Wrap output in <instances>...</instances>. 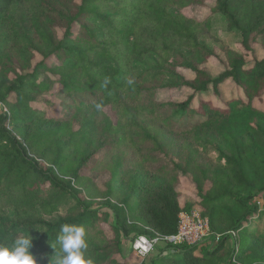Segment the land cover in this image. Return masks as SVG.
Instances as JSON below:
<instances>
[{
    "label": "trees",
    "instance_id": "1",
    "mask_svg": "<svg viewBox=\"0 0 264 264\" xmlns=\"http://www.w3.org/2000/svg\"><path fill=\"white\" fill-rule=\"evenodd\" d=\"M207 1L0 0V244L29 234L37 264H50L61 226L72 224L85 229L86 259L115 264L146 228L178 230L193 205L177 187L190 175L211 235L160 244L140 264H264V111L254 106L264 59H246L253 46L264 51V0ZM193 6L208 15L186 16ZM218 19L240 43L223 46V59L202 39ZM226 82L243 97L222 106L205 97L220 101ZM56 86L65 120L43 109ZM171 90L188 94L157 98ZM119 150L98 191L82 170Z\"/></svg>",
    "mask_w": 264,
    "mask_h": 264
},
{
    "label": "rangeland",
    "instance_id": "2",
    "mask_svg": "<svg viewBox=\"0 0 264 264\" xmlns=\"http://www.w3.org/2000/svg\"><path fill=\"white\" fill-rule=\"evenodd\" d=\"M79 1V0H77ZM207 6H211L212 2L210 0L207 1ZM184 14L188 17H196L199 20L204 19L209 12V7H198V6H193L186 8L184 11ZM204 42L212 49H214L220 58H224L222 48L223 46H227L233 50H237L240 48V43L238 41V36L237 34L234 33H229L226 29V24L223 20L218 19L216 21H213V24L210 28V31L208 34L204 35L203 38ZM254 47V53L251 55L249 53L246 54V59L247 61H251L253 58L257 59H264V51L259 47V46H253ZM219 59H211L210 63L207 65L208 70L210 73L215 76L219 74L222 71V65L219 63ZM50 64H55L54 60H51L49 62ZM187 77L191 78V74L187 71H183ZM221 90V100L217 101L215 97L205 96L211 98L214 102H216L218 105L222 106V103L226 100H230L236 97H243L242 92L239 89H236L235 86L231 82H226L225 84L221 85L220 87ZM188 94L187 91L184 90H171V91H161L158 92L157 98L160 101H167V100H181L183 99L186 95ZM48 99L53 101V105L50 107L43 106L44 111L48 109V113L50 116H54L57 119L60 120H65L68 116V112L65 107H60L59 102L61 99H63L62 95L60 94V88L56 86L52 92L51 95L47 96ZM254 106L259 109L264 111V97L260 100H255L254 101ZM4 109V108H2ZM5 110V109H4ZM112 118L113 115L110 112L109 109L105 110ZM17 115V114H15ZM121 150L117 152V156L114 157L113 154L108 155V158L104 159L103 158V163L97 166V171L92 172L90 170V167H92L95 162L97 161L98 158H101L104 153H99V156L96 155L91 162L89 163V166L85 167L82 170L83 175L85 176H90L93 178L94 183L97 185V190L98 191H104L105 190V183L109 180V172H104V168L109 163L111 160L114 158H117L120 154ZM113 157V158H112ZM112 158V159H111ZM216 158V153L213 151H210L206 154V160H213ZM202 159V157H201ZM223 163V161H221ZM120 177V174H119ZM149 183H153V179H149ZM120 184H116V187H119ZM178 192L180 194L181 200L193 205V208H191L189 211H199L200 206H199V201L200 198L197 193L196 185L191 179L190 175L187 176H180L179 178V184H178ZM101 201H104L103 197H98L96 198ZM257 202L259 203V207H261L264 210V199L263 198H257ZM69 205L68 202H64V204L61 207V210L59 214H64L65 213V208H67ZM137 207V202L134 203V208ZM110 235V234H109ZM217 237L215 238V241L213 244H216L218 240L220 239L219 235H216ZM219 237V239H217ZM128 244V242L125 243V245ZM157 253V250L154 251L151 256H148L149 258L154 256ZM124 254L126 255V259H121L118 257L117 261L115 264H140L142 262V259L139 258L138 256L135 255V253L132 251L131 253H127L126 250H124ZM149 258L147 260H149Z\"/></svg>",
    "mask_w": 264,
    "mask_h": 264
},
{
    "label": "clouds",
    "instance_id": "3",
    "mask_svg": "<svg viewBox=\"0 0 264 264\" xmlns=\"http://www.w3.org/2000/svg\"><path fill=\"white\" fill-rule=\"evenodd\" d=\"M85 237L82 226L63 224L57 236L60 250L50 264H93L91 258H85L88 247ZM33 247V237L29 234L18 236L11 245L0 244V264H37L31 251Z\"/></svg>",
    "mask_w": 264,
    "mask_h": 264
},
{
    "label": "built area",
    "instance_id": "4",
    "mask_svg": "<svg viewBox=\"0 0 264 264\" xmlns=\"http://www.w3.org/2000/svg\"><path fill=\"white\" fill-rule=\"evenodd\" d=\"M152 234L139 235L132 241V251L142 260L150 256L160 244L197 245L211 235L209 221L199 211H182L178 216L176 232L172 235H160L150 228Z\"/></svg>",
    "mask_w": 264,
    "mask_h": 264
}]
</instances>
